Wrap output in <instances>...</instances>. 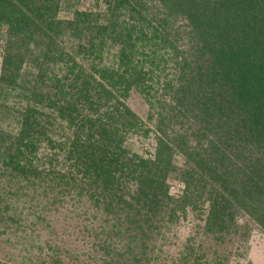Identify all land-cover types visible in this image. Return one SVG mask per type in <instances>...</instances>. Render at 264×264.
<instances>
[{
  "label": "trees",
  "instance_id": "16d2710c",
  "mask_svg": "<svg viewBox=\"0 0 264 264\" xmlns=\"http://www.w3.org/2000/svg\"><path fill=\"white\" fill-rule=\"evenodd\" d=\"M75 4L0 0V236L22 232L29 264H83L36 236L69 206L102 264H157L190 215L174 264H228L201 236L245 242L241 217L264 232V0H105L60 17Z\"/></svg>",
  "mask_w": 264,
  "mask_h": 264
},
{
  "label": "rangeland",
  "instance_id": "374dc122",
  "mask_svg": "<svg viewBox=\"0 0 264 264\" xmlns=\"http://www.w3.org/2000/svg\"><path fill=\"white\" fill-rule=\"evenodd\" d=\"M103 1L105 0H75L76 4L74 7H71V10L70 8L69 10H61L59 15L63 18H69L72 16L74 9L84 11L96 8L95 6L98 4L103 7ZM129 105L139 116L145 118L148 108L140 96L133 94L129 100ZM149 126L152 127V124H149ZM152 144V139L144 140L141 138L140 140L135 137L133 140V150L141 155H147L153 151ZM169 183L171 187L170 193L175 197L178 196L181 191V186L177 181L171 180ZM70 211L71 208L66 206V208L59 210V213L50 212L47 217L49 228L46 225L37 227L38 233L36 236L38 237V242L41 244L45 240H53V242L65 240L66 245L69 246V249L78 254L79 261L81 260L83 264H102L101 261L96 258L97 256L95 257L94 254L89 251L88 244L77 242L76 239H74L81 238L77 230L82 226V221H78ZM195 223H197V221H193L192 217L189 215L187 222H181L177 228L169 232V240L166 245L163 244L164 246H161L162 242H158L157 247L160 246L161 251L155 250L154 252L156 253V259H158L157 264H174L178 252L182 249L185 240L192 234V227ZM238 224L240 226L248 224L250 228L249 235L245 242L241 241L239 237H230L223 245H219L213 239L206 240L204 236H201L205 242L203 250L206 258H214L215 252L218 255H223V252H229L228 264H264V232L250 223L247 217H241ZM35 237L33 239H36ZM24 239L25 238L22 237V232H18L14 235L9 234L5 236L4 234L0 236V264H29L23 258L24 253L22 252V246L27 244ZM42 247L44 248V245H42ZM37 253L34 251L32 257L35 258L34 256H36L40 258L35 259L38 261L37 264H53L49 259L41 255L38 256ZM68 258L64 257L62 263L69 264ZM71 264L81 263L72 262Z\"/></svg>",
  "mask_w": 264,
  "mask_h": 264
}]
</instances>
